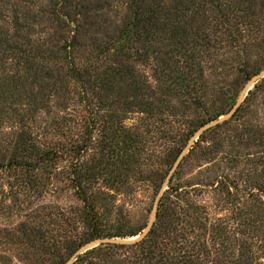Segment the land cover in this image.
I'll return each mask as SVG.
<instances>
[{"label": "rangeland", "instance_id": "obj_1", "mask_svg": "<svg viewBox=\"0 0 264 264\" xmlns=\"http://www.w3.org/2000/svg\"><path fill=\"white\" fill-rule=\"evenodd\" d=\"M168 3L0 0V264H264V0Z\"/></svg>", "mask_w": 264, "mask_h": 264}, {"label": "trees", "instance_id": "obj_2", "mask_svg": "<svg viewBox=\"0 0 264 264\" xmlns=\"http://www.w3.org/2000/svg\"><path fill=\"white\" fill-rule=\"evenodd\" d=\"M169 1L170 0H149L147 4H145L142 0H133L135 7L133 10L134 23L132 27L135 29H143L145 33L151 34H153L152 32L154 29L158 32L167 29L170 35H172L175 30L168 24L169 19L172 18L173 15L172 9L168 3ZM168 27H170V29ZM123 31H126V29Z\"/></svg>", "mask_w": 264, "mask_h": 264}]
</instances>
